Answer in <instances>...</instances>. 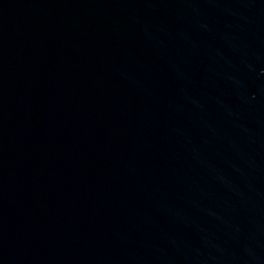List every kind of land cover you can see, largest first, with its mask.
I'll list each match as a JSON object with an SVG mask.
<instances>
[{
    "label": "water",
    "instance_id": "95a60500",
    "mask_svg": "<svg viewBox=\"0 0 264 264\" xmlns=\"http://www.w3.org/2000/svg\"><path fill=\"white\" fill-rule=\"evenodd\" d=\"M0 264H264V0H0Z\"/></svg>",
    "mask_w": 264,
    "mask_h": 264
}]
</instances>
